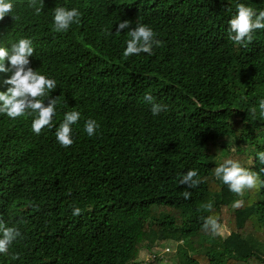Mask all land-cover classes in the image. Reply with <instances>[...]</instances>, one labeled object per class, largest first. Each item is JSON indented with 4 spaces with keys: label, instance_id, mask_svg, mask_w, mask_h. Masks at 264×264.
<instances>
[{
    "label": "trees",
    "instance_id": "16d2710c",
    "mask_svg": "<svg viewBox=\"0 0 264 264\" xmlns=\"http://www.w3.org/2000/svg\"><path fill=\"white\" fill-rule=\"evenodd\" d=\"M8 2L0 48L30 39L29 67L56 80L57 104L39 135L33 117L0 114V221L21 232L0 264H264V188L238 196L214 175L231 145L227 159L264 180V29L247 48L227 32L238 3L260 11L264 0H36L39 15L30 0ZM56 7L76 8L79 23L55 32ZM138 23L162 46L125 59ZM10 76L0 72V92ZM146 93L167 110L154 116ZM71 111L80 119L64 148L55 132ZM88 119L99 125L92 137ZM193 169L201 183L179 185ZM209 215L224 235L202 231Z\"/></svg>",
    "mask_w": 264,
    "mask_h": 264
},
{
    "label": "clouds",
    "instance_id": "9594fccd",
    "mask_svg": "<svg viewBox=\"0 0 264 264\" xmlns=\"http://www.w3.org/2000/svg\"><path fill=\"white\" fill-rule=\"evenodd\" d=\"M28 7L33 8L37 15L42 11L41 7H36V0H30ZM14 5L8 0H0V20L5 16H10ZM80 12L76 8L71 10L65 7H56L53 10V30L57 33L67 32L73 23H79ZM13 18V17H12ZM130 21L124 20L118 23L115 33H121V30L129 29ZM264 29V10L257 11L243 3L236 5L235 15L228 21V38L236 45L247 48L253 41V33L256 30ZM113 33L105 30V35L110 36ZM130 37L126 41V49L123 57L127 59L131 55L141 53L153 54L155 47H161L162 41L156 39V34L147 25L138 23L134 29L128 30ZM34 48L32 41L28 38H22L17 43L11 44L9 49L0 48V72H11V76L4 81L9 85L5 92H0V114L15 119L17 117H33L31 121V130L39 135L43 128L53 127L52 120L55 115L57 99L51 97L50 93L57 88L55 79L46 78L29 67V57L33 56ZM5 60L8 67L5 66ZM47 100V105H45ZM144 101L151 105V113L155 116L161 111H166V105L154 102V97L146 93ZM259 117L264 119V99L258 103ZM251 116L257 117V108L250 110ZM80 119L78 111L64 113L63 121L55 132L56 140L60 146L68 148L73 144L71 138L72 125ZM99 128L94 119H88L84 124V131L89 137H92ZM257 160L260 165H264V151L257 153ZM264 173V167L260 168ZM214 175L227 185L229 190L238 196H242L245 189L264 188V180L259 179V175L249 169L242 167L239 162L226 159L215 168ZM198 176L196 170H188L182 174L177 183L186 185L188 189L197 187L201 181L195 179ZM185 200L191 198L190 191L181 193ZM243 202L237 201L234 207L241 206ZM211 211L213 205L208 203L203 206ZM82 210L79 207H73L72 215L80 216ZM203 220L202 231L213 236L219 235L221 225L215 216L201 217ZM21 237V232L16 227H9L3 221H0V253H8L9 247ZM11 259H19V254H12Z\"/></svg>",
    "mask_w": 264,
    "mask_h": 264
},
{
    "label": "rangeland",
    "instance_id": "374dc122",
    "mask_svg": "<svg viewBox=\"0 0 264 264\" xmlns=\"http://www.w3.org/2000/svg\"><path fill=\"white\" fill-rule=\"evenodd\" d=\"M233 146H227L225 147V150H226V154L225 155H222L221 157H219V159L221 160H226L228 158V156L233 152ZM227 232V228L224 227V226H221V229H220V234L221 235H224L225 233ZM142 258L145 260L147 259L150 255L147 253V252H144L141 254Z\"/></svg>",
    "mask_w": 264,
    "mask_h": 264
}]
</instances>
